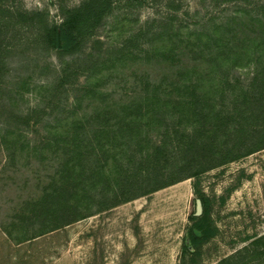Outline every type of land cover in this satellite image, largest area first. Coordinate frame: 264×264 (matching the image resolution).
Masks as SVG:
<instances>
[{
	"label": "rangeland",
	"instance_id": "1",
	"mask_svg": "<svg viewBox=\"0 0 264 264\" xmlns=\"http://www.w3.org/2000/svg\"><path fill=\"white\" fill-rule=\"evenodd\" d=\"M82 1L5 0V6L45 10L49 22H61L62 10ZM263 3L147 0L136 5L134 0H115L81 49L61 58L56 49L48 50L36 39L39 24L15 19L6 26L0 23V264H192L184 242L198 189L209 200L217 232L203 245L197 264H220L224 259L264 264V253L252 254L253 240L264 232V144L256 143L260 128L254 124V115L264 107V24L258 19ZM162 26L167 30L161 35ZM208 30L220 37L204 43ZM198 35L203 50L192 53L185 44ZM94 37L100 38V44L93 43ZM172 45L165 54H154ZM90 61L92 68L84 69ZM64 64H69V79L57 85ZM74 104L76 112L62 117L61 131L75 114L102 106L142 104L158 110L159 104H172L175 115L170 120H177L183 104H188L190 118L183 117L179 124L186 134L192 135L198 127L200 112L221 111L230 116L231 125L245 121L247 125L243 133L235 130L238 127L230 133L219 132L216 140L234 145L230 151L234 154L257 147L110 208H99L98 202L104 190L110 193L114 180L95 184L89 199L91 214L39 233L45 227L43 221L24 207L58 175L62 158L48 149L35 151L33 144L60 119L56 117L59 108ZM239 105L249 106L243 113L248 118L237 113ZM37 111L42 120L23 125L25 115L36 116ZM157 123L153 120L143 127L142 134L147 129L150 139L148 147L159 138ZM3 139L16 145L10 158ZM139 156L134 160L119 157L123 179L141 177V170L134 168ZM133 186L126 195L138 190ZM19 236L24 240L17 242Z\"/></svg>",
	"mask_w": 264,
	"mask_h": 264
},
{
	"label": "trees",
	"instance_id": "2",
	"mask_svg": "<svg viewBox=\"0 0 264 264\" xmlns=\"http://www.w3.org/2000/svg\"><path fill=\"white\" fill-rule=\"evenodd\" d=\"M114 1L83 0L74 7L63 9L61 22H49L45 10H11L5 6V0H0V23L6 26L11 19H15L17 22L39 24L36 39L46 44V49H56L61 58L65 54H72L81 49L83 42L95 33L107 13L113 9ZM134 1L136 5H141L147 0ZM258 13V19L264 24V3L260 5ZM166 30L167 28L162 26L158 33L165 34ZM201 35L203 34L201 33ZM204 36L205 41L199 35L196 36L195 41L187 40L185 47L192 53H201L203 50L201 41L204 43L213 42L220 37L211 30L204 33ZM128 41L132 40L128 39ZM100 42V38H93L94 44L98 45ZM172 47L173 45L156 50L154 54H165V50ZM257 47L258 44L252 46L253 52L257 51ZM150 51L151 49L146 52L150 53ZM83 67L91 69V61ZM68 68L69 64L63 65L57 85L65 84L68 81L70 75ZM77 107L74 104L68 109L59 108L56 117L60 119L51 125L52 128L47 130V134L42 139L36 140L33 144L35 151L48 149L56 155H61L60 159L62 158L57 167L58 175H53L42 186L37 196L26 201L24 207L25 210L29 209L35 218H40L43 221L45 227L39 229V233L64 226L91 214L89 199L93 197L92 188L95 184L106 185L114 180L110 193L104 190L102 198L98 202L99 208H110L138 195H145L184 178L199 175L229 160L249 154L257 147L256 144L248 146L243 152L234 154L230 152L234 145L228 146L224 141H221L222 144H220L215 137L219 132L230 133L232 127H238L235 130L243 133L247 125L246 121L240 122L239 126L231 125L230 116L222 114L221 111L212 114L210 112L201 114L200 112L196 118L199 123L198 127L193 128L192 135L186 134L184 129L180 130L179 124L183 117L190 118L192 106H188V104H183L184 110L180 109L177 120L175 117L170 120V115H175L172 111V104H159L158 110L153 108L154 106L148 107L142 104L102 106L88 114H75L71 119L66 120L68 125L64 131H61L62 117L66 118L71 112H76ZM248 107L243 108L239 105L235 106V109L238 110L239 115L246 119L249 114L244 116L243 113L249 111ZM195 111L194 108L193 112ZM64 113L66 115L63 116ZM42 118V113H38L36 116L27 113L22 123L28 126L30 123L40 122ZM254 119V124L260 128L256 143L264 144V107L254 115ZM153 120L158 121L156 131L159 138L148 147L150 139L145 134L147 129L143 134L142 131L145 129H143L144 125H148ZM203 133L207 134L206 137H203ZM243 139L241 140L242 145ZM2 141L10 158L16 145L5 139ZM26 142L29 143L28 140ZM218 147L224 151H216ZM59 149L61 152L58 153ZM175 150L177 152L174 153ZM137 154L140 156L134 168L141 170V177L134 175L131 179H123L119 157L125 155L128 159L134 160ZM132 185L138 190L126 195L125 193ZM196 193L202 199L204 210L198 217L192 214V217L196 218L194 225L203 236L208 237L217 232V227L208 209L209 200L203 198L199 189ZM7 231L11 235L12 231L10 229ZM15 240L20 242L24 239L19 236L15 237ZM184 243L186 250L191 253L187 243ZM194 243H192L193 246ZM252 244H254L253 255L264 253V232L255 238ZM200 256L201 252L197 249L190 256L191 263L197 264ZM220 264L240 263L224 259Z\"/></svg>",
	"mask_w": 264,
	"mask_h": 264
},
{
	"label": "flooded vegetation",
	"instance_id": "3",
	"mask_svg": "<svg viewBox=\"0 0 264 264\" xmlns=\"http://www.w3.org/2000/svg\"><path fill=\"white\" fill-rule=\"evenodd\" d=\"M203 210H204V206H203ZM200 216V215H199ZM198 217V216H197ZM196 221V218H193V221L190 225V229L187 231L186 235H185V242L187 243V246L189 247V250L191 253L190 256L195 253L198 250H200V252H202V247L205 243H207L216 233L209 235L208 237H205L202 235L201 231L194 225ZM197 230L200 231V234H197ZM194 243V246L192 245V243ZM202 255V253H201Z\"/></svg>",
	"mask_w": 264,
	"mask_h": 264
},
{
	"label": "water",
	"instance_id": "4",
	"mask_svg": "<svg viewBox=\"0 0 264 264\" xmlns=\"http://www.w3.org/2000/svg\"><path fill=\"white\" fill-rule=\"evenodd\" d=\"M58 43H59V44L61 43V41H60V37H59V36H58ZM202 212H203V203H202V199H201L199 196H197V197L195 198V210H194L193 214H194L195 216H199V215L202 214ZM196 232H197V234H200V231H199V230H197Z\"/></svg>",
	"mask_w": 264,
	"mask_h": 264
}]
</instances>
